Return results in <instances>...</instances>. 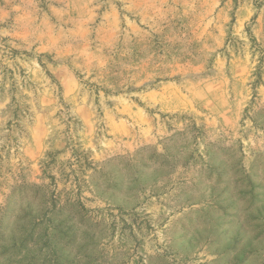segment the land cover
<instances>
[{"label":"rangeland","instance_id":"374dc122","mask_svg":"<svg viewBox=\"0 0 264 264\" xmlns=\"http://www.w3.org/2000/svg\"><path fill=\"white\" fill-rule=\"evenodd\" d=\"M0 264H264V0H0Z\"/></svg>","mask_w":264,"mask_h":264}]
</instances>
